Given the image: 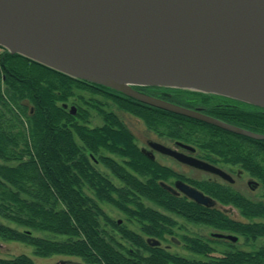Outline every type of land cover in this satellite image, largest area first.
<instances>
[{
  "label": "trees",
  "instance_id": "obj_1",
  "mask_svg": "<svg viewBox=\"0 0 264 264\" xmlns=\"http://www.w3.org/2000/svg\"><path fill=\"white\" fill-rule=\"evenodd\" d=\"M135 87L181 105L202 106L212 116L264 133L262 106L189 89ZM108 99L141 118L160 137L210 143L207 145L224 159L241 164L252 176L258 177L264 189V139L144 103L116 89L12 53L0 45V216L25 227L22 230L0 221V237L28 243L39 256H80L88 264H264V243L250 250L229 243L233 248L213 254L214 247L210 244L213 240L183 236L184 246L205 258L191 260L164 247L150 246L124 227L118 229L130 239L129 246L107 235L102 222L107 216L86 188L95 190L98 199L110 201L130 216L149 222L144 225L148 234L162 238L164 232H172L168 226L174 222L144 207L133 193L119 191L117 197L113 196L111 184L91 167L76 137L85 150L96 151L100 146L115 150L121 146L120 151L132 159L127 164L148 177L141 181L128 174L126 180L140 188L141 194L186 220L236 233L252 245L264 239V200H251L230 188L205 185L222 202L235 204L245 217L243 220L169 195L157 180L165 177L158 176L153 162L140 154L124 122L108 110ZM67 103L78 105V117L65 107ZM90 109L103 116L104 125L93 128L87 125ZM102 160L114 171L125 173L113 161ZM129 202L136 208H128ZM30 229L65 238L35 236ZM0 264L37 263L22 253L12 258L0 257Z\"/></svg>",
  "mask_w": 264,
  "mask_h": 264
},
{
  "label": "water",
  "instance_id": "obj_2",
  "mask_svg": "<svg viewBox=\"0 0 264 264\" xmlns=\"http://www.w3.org/2000/svg\"><path fill=\"white\" fill-rule=\"evenodd\" d=\"M0 45L150 105L264 139L135 87L215 93L264 107V0H0ZM156 145L230 179L217 166ZM180 188L210 202L186 183Z\"/></svg>",
  "mask_w": 264,
  "mask_h": 264
},
{
  "label": "flooded vegetation",
  "instance_id": "obj_3",
  "mask_svg": "<svg viewBox=\"0 0 264 264\" xmlns=\"http://www.w3.org/2000/svg\"><path fill=\"white\" fill-rule=\"evenodd\" d=\"M138 89V88H137ZM140 90V89H138ZM143 91V90H140ZM145 93H148L150 95L162 98L164 100L170 101L175 103L174 101H171L162 95H158L152 92L143 91ZM101 96V95H97ZM108 110L114 111L119 118L122 120L120 115L114 110V106L123 112L130 113L128 111H125L118 107V105L113 101L108 99ZM145 103V102H144ZM70 104V111L72 114L76 117L78 113V105L74 103ZM68 103L65 104V107L69 105ZM178 104V103H176ZM181 105V104H179ZM185 106V105H182ZM189 107V106H185ZM189 108H199L203 112L202 106H196V107H189ZM90 115L87 118V125H89L91 128L95 126H102L105 124V121L103 119V116L94 109H90ZM206 113V112H205ZM131 115H134L130 113ZM208 114V113H207ZM100 117L102 120V123L100 124H93L92 121L95 119V117ZM136 116V115H134ZM139 118V117H138ZM141 119V118H139ZM81 119H77L79 121ZM142 120V119H141ZM123 121V120H122ZM143 121V120H142ZM124 122V121H123ZM144 122V121H143ZM126 128L129 130V132L133 135L134 140L133 143L135 144L136 148L139 150L140 154L144 157L149 159L154 164V171L157 172L158 176H164L165 178L159 177L157 180L159 184L169 193V195H172L174 198H177L178 201H184V202H193L197 204L199 207H203L206 209H215L220 210L226 214H228L232 218H236L232 216L229 212L232 210H237V206L233 204L232 202H222L217 196L214 194L208 192L205 189V185L209 186H220L223 188H230L233 189L235 192L242 194L246 197H248L251 200H262L261 196L264 197V189L263 185L261 183V180L256 177L252 176L247 170H245L241 164L228 161L224 159V156H222L219 152H216V150L211 149L207 144H210L208 142H199V141H185V140H179V139H171V138H165L158 136L154 131L151 129L148 130L151 133H154V136H147V137H140L138 136L125 122H124ZM110 126V125H109ZM147 126V125H146ZM115 128L116 126H110ZM76 141L81 146V151H84L86 153V158L91 165V167L97 171L98 174H100L103 178L106 179L107 182H109L112 186V190L110 193L117 197L119 194V191L127 192V193H133L137 197V200L144 205L146 208H150L153 211L160 212L166 216H168L173 222V225H169L168 227L171 228V233L164 232L163 237H158L154 234H148L144 231V225L148 224L146 220H140L139 217L136 216H130L127 212L123 211L121 208H119L117 205L110 201H103L98 199L95 194V190L92 188H86L87 193L91 196L93 200H95L101 210L104 212V214L107 216V220H102L105 230L107 231V235L118 242L124 244L129 243L130 239L126 237L119 229L118 227H124L128 230H131L137 238L144 240L148 245L150 246H161V241L168 239L170 236V240L174 241L176 244L183 243L185 244L183 240V236H194L186 232H179V228L181 227L178 225V222L176 219L173 218L169 213L176 214L178 216L183 217L182 215L178 214L175 211H171L163 207L160 203L148 198L147 196L141 194L142 191L140 188L133 187L131 183H129L126 180V176L131 175L134 178H137L141 181L146 180L148 177L144 174H140L136 170H134L130 165L127 164L128 161H132L128 155H126L123 151H120L121 146L118 149L111 150L107 147L100 146L97 148L96 151L89 150L84 148V146L81 144V140L79 137H76ZM163 144L167 147L175 149L178 153L185 154L186 156H191L193 158L203 160L207 163H210L214 166H217L227 172L230 175L229 178H225L219 173H216L214 171L205 169L202 166L184 161L180 159L179 157L166 153L159 149L156 144ZM84 148V149H83ZM102 158H107L110 161H113L118 168L123 169L125 171L124 174L118 173L117 171H114L110 166L106 165ZM182 183H186L190 185L191 187L199 190L202 192L205 196H208L210 198V202L208 204H204L201 202H198L194 197L189 196L186 194L181 188L180 185ZM133 196L131 195L130 198ZM102 203H110L118 210H120L124 215L125 219L118 218L113 219L102 207ZM128 208L135 209V205L133 203H127ZM239 210V209H238ZM169 212V213H167ZM103 216V215H102ZM100 216V218L102 217ZM103 218V217H102ZM184 218V217H183ZM238 219V218H236ZM126 222V223H125ZM196 223V222H194ZM197 224H203V223H197ZM150 225H152L150 223ZM205 225V224H203ZM209 226V225H208ZM137 228V229H136ZM213 228V227H212ZM215 229V228H214ZM221 232L224 234L232 233L227 230H216L212 233V236L210 237H203V236H197V238L202 239L203 241L206 239L213 240L214 242H220V243H235L236 241H233L225 236H215L214 233ZM118 236V237H117ZM178 236V237H177ZM150 239H157L159 240V243L152 244L150 242ZM210 242L211 247H214L213 254H219L221 249H218L217 247L212 245V242ZM163 247V246H161ZM168 250V247H164ZM192 252V251H191ZM143 253L147 254V250L143 249ZM197 254V253H196ZM181 256L180 254H178ZM201 255V254H199ZM204 257V255H201ZM183 257V256H182ZM67 264V263H65Z\"/></svg>",
  "mask_w": 264,
  "mask_h": 264
},
{
  "label": "rangeland",
  "instance_id": "obj_4",
  "mask_svg": "<svg viewBox=\"0 0 264 264\" xmlns=\"http://www.w3.org/2000/svg\"><path fill=\"white\" fill-rule=\"evenodd\" d=\"M70 109V104L66 107ZM114 110L120 115L122 120L140 137H147V136H154V133H151L146 124L139 119L137 116L131 115L130 113L123 112L121 110H118L115 106L113 107ZM93 124H100L102 123V120L100 117H95L92 121ZM262 200H264V197L261 196ZM102 207L105 209V211L113 218V219H118V218H123L125 221V215L118 210L115 206H113L110 203H102ZM169 213V212H167ZM232 216L238 218V219H243L245 220V217H243L239 210L235 209L229 212ZM171 216H173L174 219L177 220L178 225L181 227L179 228V232H186L194 236H203V237H210L212 236V233L216 231L217 229L212 228L211 226L208 225H203V224H197L191 221L186 220L185 218L178 216L173 213H169ZM259 219V218H258ZM264 220V218H262ZM0 221L10 225L12 227H16L19 229H25V227L18 225L17 223L8 220L4 217L0 216ZM126 223V222H125ZM137 229V228H136ZM32 234L35 236H43V237H48L52 239H64L65 236L63 235H55L53 233L45 232V231H37V230H32ZM236 234V233H234ZM238 235V234H236ZM118 237V236H117ZM178 237V236H177ZM238 240L237 242L233 243L234 247L237 248H242L246 250L253 249L254 246H257L258 244H263L264 239H259L257 242H255L254 245H252V242H246L245 239L238 235ZM161 246L163 247H168V250L171 251L172 253H177L180 254L181 256L187 258V259H205L203 256L196 254L194 252H191L188 250L183 243L176 244L174 241L170 240V236L168 239L163 240L160 242ZM123 245L129 246V243H124ZM212 245L217 247L218 249L221 250H229L233 247L226 243H220V242H212ZM27 254L30 256L34 262L37 264H65V263H72V264H88L86 263L82 257L80 256H72V255H64V254H53L50 256H39L34 253V247L28 243L18 241V240H7L3 239L0 237V257L1 258H12L15 257L19 254Z\"/></svg>",
  "mask_w": 264,
  "mask_h": 264
}]
</instances>
